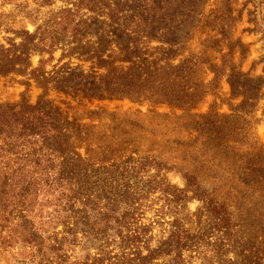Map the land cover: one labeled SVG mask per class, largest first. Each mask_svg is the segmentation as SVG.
I'll return each instance as SVG.
<instances>
[{
  "label": "trees",
  "instance_id": "obj_1",
  "mask_svg": "<svg viewBox=\"0 0 264 264\" xmlns=\"http://www.w3.org/2000/svg\"><path fill=\"white\" fill-rule=\"evenodd\" d=\"M28 1L17 5L34 30H11L14 38L0 43V76H25L43 92L53 88L97 99L109 93L151 102L155 96L180 108L171 85L176 74L193 70L198 57L158 65L136 55L137 37L148 40L152 33L143 28L171 22L177 12L173 0H31L38 7L27 10ZM55 1L61 6L40 17L41 8ZM201 1H187L183 21ZM111 48L122 55L112 59L129 65L111 66L99 79L64 62L91 61L102 68L114 61L104 58ZM33 55L39 57L35 66ZM229 86L235 88L232 79ZM167 170L166 163L138 153L110 164L85 161L42 100L0 103V256L14 258L6 264H189L206 244L221 255L243 256L229 206L196 176L185 173L180 188ZM192 199L200 207L188 214ZM16 249L24 250L21 260Z\"/></svg>",
  "mask_w": 264,
  "mask_h": 264
},
{
  "label": "rangeland",
  "instance_id": "obj_2",
  "mask_svg": "<svg viewBox=\"0 0 264 264\" xmlns=\"http://www.w3.org/2000/svg\"><path fill=\"white\" fill-rule=\"evenodd\" d=\"M187 1H170L177 8L171 22L143 28L150 29L152 38L137 37L136 52L158 65L198 57L193 70L176 74L180 76L171 85L180 108L158 103L155 96L151 102L109 93L97 99L53 88L43 92L32 80L15 74L0 76V103L36 105L42 100L66 126L76 155L85 161L102 165L132 153L146 154L166 163L168 179L180 188L185 173L196 176L203 189L229 206L245 256L221 255L206 244L191 254L189 264H264V0H202L196 13L183 21ZM24 2L0 0V43L14 38L11 30H34L25 8L17 5ZM28 3L27 10L39 4ZM60 6L55 1L39 15L46 17ZM115 51L107 50L104 58L122 56ZM59 56L60 51L55 53ZM38 59L31 57L34 66ZM69 60L64 62L90 79H99L111 66L129 65L128 60H114L98 68L91 61ZM199 207L192 199L187 213ZM16 251L21 260L24 250ZM0 257V264L14 259Z\"/></svg>",
  "mask_w": 264,
  "mask_h": 264
}]
</instances>
